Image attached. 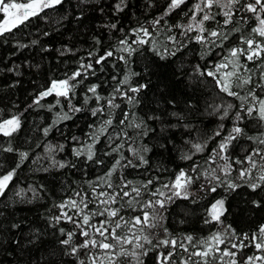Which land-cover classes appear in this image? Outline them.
Here are the masks:
<instances>
[{
	"label": "snow or ice",
	"instance_id": "6c2138e0",
	"mask_svg": "<svg viewBox=\"0 0 264 264\" xmlns=\"http://www.w3.org/2000/svg\"><path fill=\"white\" fill-rule=\"evenodd\" d=\"M264 264V0H0V264Z\"/></svg>",
	"mask_w": 264,
	"mask_h": 264
},
{
	"label": "trees",
	"instance_id": "16d2710c",
	"mask_svg": "<svg viewBox=\"0 0 264 264\" xmlns=\"http://www.w3.org/2000/svg\"><path fill=\"white\" fill-rule=\"evenodd\" d=\"M3 264H8V262L7 261H4Z\"/></svg>",
	"mask_w": 264,
	"mask_h": 264
}]
</instances>
